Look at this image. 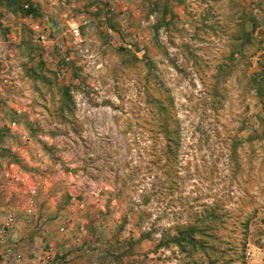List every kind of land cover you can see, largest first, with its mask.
<instances>
[{
    "label": "rangeland",
    "instance_id": "374dc122",
    "mask_svg": "<svg viewBox=\"0 0 264 264\" xmlns=\"http://www.w3.org/2000/svg\"><path fill=\"white\" fill-rule=\"evenodd\" d=\"M25 1L0 6L17 16ZM27 1L50 42L23 27L0 86V174L27 177L0 195V225L28 182L39 194L42 220L14 221L24 258L68 219L93 246L76 258L97 264H250L264 246V0Z\"/></svg>",
    "mask_w": 264,
    "mask_h": 264
},
{
    "label": "built area",
    "instance_id": "2783aa9c",
    "mask_svg": "<svg viewBox=\"0 0 264 264\" xmlns=\"http://www.w3.org/2000/svg\"><path fill=\"white\" fill-rule=\"evenodd\" d=\"M56 3L63 7H69V0H54ZM110 1V0H105ZM112 2V1H111ZM32 4L33 9H30ZM111 4V3H110ZM113 10V6H111ZM21 11V10H20ZM22 14L13 15L7 9L0 6V28L5 31V36L0 39V86L5 85L9 81V75L11 66L10 62L14 55H16V48L23 39V27H28L32 32L36 40L43 45H47L50 40L47 38L48 31L45 26L37 19V12L34 4L25 1L22 5ZM80 19L73 22L69 26L70 32L74 36L79 35V27L89 21L85 14L79 13ZM62 44H59V47ZM27 177L23 176L18 169L12 166L4 169L0 174V195L8 192L9 189H16L17 186L23 185ZM26 192V199L24 204L20 206L21 216L15 218V214L12 212L1 222L0 225V264H11L15 262H21L24 259V253L21 251L20 246L15 244L16 231L14 234V224L20 220L34 223L40 222V210L37 208V200L39 197L38 188L32 183L28 182ZM12 193L8 192V196L11 197ZM75 205L81 210L84 208V204L77 199H73ZM73 222L68 219L60 220L57 222L55 228L57 244L42 243L38 246V249L32 253L33 264H67L68 262H74L76 257L81 255H88L93 252L92 244L85 243L83 236L87 230L83 225L72 226ZM249 255H252L251 249L247 250ZM78 264V263H75ZM90 264H97L95 260H92Z\"/></svg>",
    "mask_w": 264,
    "mask_h": 264
},
{
    "label": "crops",
    "instance_id": "0c3cea01",
    "mask_svg": "<svg viewBox=\"0 0 264 264\" xmlns=\"http://www.w3.org/2000/svg\"><path fill=\"white\" fill-rule=\"evenodd\" d=\"M29 257H25L23 261L21 262H13L11 264H33L32 256L28 254ZM252 257L249 258V263L250 264H264V246L260 248H255L252 252ZM80 260V261H79ZM90 260H84V259H79L76 258L75 261L73 262H68L67 264H90Z\"/></svg>",
    "mask_w": 264,
    "mask_h": 264
},
{
    "label": "trees",
    "instance_id": "16d2710c",
    "mask_svg": "<svg viewBox=\"0 0 264 264\" xmlns=\"http://www.w3.org/2000/svg\"><path fill=\"white\" fill-rule=\"evenodd\" d=\"M19 8L22 11V7L19 6ZM30 9H33L32 4H30ZM160 128L162 129V132L165 138V145H164L163 150L168 155V158L170 159L172 156L171 153L176 149V146H177V143L174 142V138L177 135L174 133V131L170 130L172 128L169 126L167 118L162 119V121L160 122Z\"/></svg>",
    "mask_w": 264,
    "mask_h": 264
}]
</instances>
